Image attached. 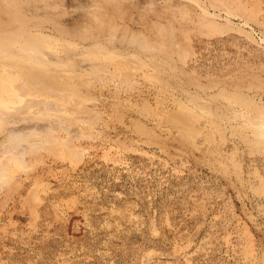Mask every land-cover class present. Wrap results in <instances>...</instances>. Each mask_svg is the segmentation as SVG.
Listing matches in <instances>:
<instances>
[{"label":"rangeland","instance_id":"374dc122","mask_svg":"<svg viewBox=\"0 0 264 264\" xmlns=\"http://www.w3.org/2000/svg\"><path fill=\"white\" fill-rule=\"evenodd\" d=\"M194 2L222 28L202 35L177 23L189 50L184 62L154 57L162 83L153 56L127 48L105 58L113 75L132 70L128 90L110 73L81 92L64 62L57 102L80 136L52 130L1 179L0 264H264V124L249 123L244 105L264 115V0ZM71 38L76 55L93 58ZM135 55L138 64L115 70ZM81 105L91 125L72 119L68 108ZM183 111L186 131L174 122Z\"/></svg>","mask_w":264,"mask_h":264},{"label":"bare ground","instance_id":"6f19581e","mask_svg":"<svg viewBox=\"0 0 264 264\" xmlns=\"http://www.w3.org/2000/svg\"><path fill=\"white\" fill-rule=\"evenodd\" d=\"M194 1L0 0V139L3 141L0 146V187L3 184L1 179H8L13 169L25 167V157L38 147L40 141H52V130L67 131L70 137L79 135L76 134V125L63 122V109L57 102L62 94L60 87L69 84L66 76L64 78L61 75L65 70V61H71L68 69L73 76L69 80L72 82L73 79L74 87L81 92L89 77L101 82L108 78L110 73L113 75V72H108L111 68L107 69L109 63L108 58H105L109 48L116 52L122 47L133 52L151 54L153 57L147 58L146 62L154 67L152 78L160 82L164 75L155 66L157 64L154 57L172 59V56L178 55L181 62H184L189 50L188 44L177 32V23L194 22L202 35H209L210 32L222 28ZM135 25L142 31L133 30ZM65 35H71L72 38L76 35L79 41L85 42L87 46L81 49V54H89L93 58L89 59V55L85 58L80 53L76 55L75 47L69 44L68 40H64ZM52 38L62 40L63 47L60 51L54 50ZM137 56L129 61L120 58L113 64L115 70L124 67L126 63L131 67L132 62L138 64ZM132 74V70L128 69L113 77L117 76L120 89L128 90L133 86ZM68 99L67 97L66 100ZM244 105L251 113L249 123L254 126L264 124L262 107H252L247 102ZM91 108L81 105L79 109H68L75 111L72 118L75 122H89L91 125L96 118ZM185 112L174 117V122L181 131L189 130L191 126L192 115L187 116ZM245 124L247 125V122ZM56 144L64 147L68 146L69 141H56ZM76 153L80 154L78 149Z\"/></svg>","mask_w":264,"mask_h":264}]
</instances>
